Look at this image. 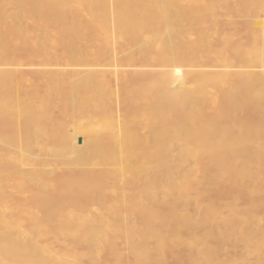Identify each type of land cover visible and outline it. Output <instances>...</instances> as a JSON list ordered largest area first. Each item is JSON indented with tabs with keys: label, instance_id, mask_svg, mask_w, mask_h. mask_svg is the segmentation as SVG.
I'll return each mask as SVG.
<instances>
[{
	"label": "bare ground",
	"instance_id": "obj_1",
	"mask_svg": "<svg viewBox=\"0 0 264 264\" xmlns=\"http://www.w3.org/2000/svg\"><path fill=\"white\" fill-rule=\"evenodd\" d=\"M0 264H264V0H0Z\"/></svg>",
	"mask_w": 264,
	"mask_h": 264
},
{
	"label": "rangeland",
	"instance_id": "obj_2",
	"mask_svg": "<svg viewBox=\"0 0 264 264\" xmlns=\"http://www.w3.org/2000/svg\"><path fill=\"white\" fill-rule=\"evenodd\" d=\"M13 46L16 47L17 45H13ZM95 60H96V61H95ZM94 61H95V62H94ZM97 62H98V59H96V58L93 59L92 64H91V65H92V68H94V67H95V68L98 67V66H97V65H98ZM96 63H97V64H96ZM94 65H96V66H94ZM27 66H28V65L26 64V66H25L26 68L24 69V72H23V73H24L23 80H24L25 82L29 81V82H27V84H28V83H31V84H32V82H33V84H34V83H35V81H34V80H35V75H34V73H32V75H31V72H33V71H32V69L30 68V66H28V67H27ZM28 68H30V69H28ZM95 68H94V69H95ZM26 71H27V73H26ZM23 73H22V74H23ZM25 73H26V75H25ZM129 73H130V74H129ZM131 74H132V73H131L130 71H129V72H128V71L125 72V76H126L127 79L130 80V81L133 80V76H132L133 74H132V75H131ZM32 77H33V79H32ZM24 78H26L27 80H25ZM33 84H32V85H33ZM29 85H30V84H29ZM114 104H116L115 107L117 106L116 109H118V110L121 111V112H125V108H124L123 106H118V105H120L119 102L114 101ZM117 104H118V105H117ZM120 107H121V108H120ZM120 109H121V110H120ZM53 193H55V190L53 191ZM262 209H263V208H260V209L258 210V213H259V214H260V212H261V214L263 213V210H262ZM260 210H261V211H260ZM238 246H240V245H238ZM236 248H237V249H236ZM236 248L234 249V251H239L238 249H241V246H240V247H236Z\"/></svg>",
	"mask_w": 264,
	"mask_h": 264
}]
</instances>
